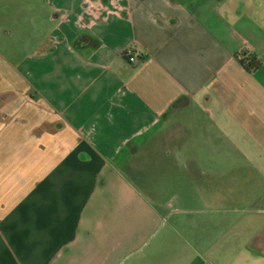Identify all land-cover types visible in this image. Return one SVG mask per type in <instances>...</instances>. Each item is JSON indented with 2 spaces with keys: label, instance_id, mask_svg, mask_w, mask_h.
Instances as JSON below:
<instances>
[{
  "label": "crops",
  "instance_id": "1",
  "mask_svg": "<svg viewBox=\"0 0 264 264\" xmlns=\"http://www.w3.org/2000/svg\"><path fill=\"white\" fill-rule=\"evenodd\" d=\"M0 264H264V0H0Z\"/></svg>",
  "mask_w": 264,
  "mask_h": 264
},
{
  "label": "rangeland",
  "instance_id": "2",
  "mask_svg": "<svg viewBox=\"0 0 264 264\" xmlns=\"http://www.w3.org/2000/svg\"><path fill=\"white\" fill-rule=\"evenodd\" d=\"M12 26V25H11ZM13 27V26H12ZM10 38H9V42H8V46L13 50H15L18 46H19V42L17 40V38H19L17 36V29H14L13 27V31L11 34L8 35ZM23 45L20 43V47H22ZM12 53H17V55H20L21 56V52L20 51H17L15 50L14 52ZM8 54V53H7ZM10 56V55H9ZM170 152H172V149L169 147L167 150H164V156L166 155H170ZM150 166V165H149ZM170 166H173V169H168V164L167 163H164L163 164V172H171L173 171L174 173H177L178 176H174L173 179H170V178H164L162 179V187H160L159 191H162V194L160 196L157 197H152L153 198V202L156 206H160V204H169L170 202L172 204H179V205H183V204H186L187 202V199L185 198L186 196V193H187V189H188V180L186 178V175H187V171H188V165L187 163L185 162H182L178 165H170ZM248 167H252V166H249ZM121 174H124V169L123 168H119L118 169ZM150 171V169H149ZM175 175V174H174ZM159 182V180H155L154 178H151L150 176H148V180H146V184L148 186V188H151V189H156V185L157 183ZM160 184L158 183V187L157 189L159 188ZM177 190L180 194V198L175 201V200H170V193H171V190ZM150 198V196H149ZM161 226V225H160ZM160 226L158 227L159 229Z\"/></svg>",
  "mask_w": 264,
  "mask_h": 264
},
{
  "label": "trees",
  "instance_id": "3",
  "mask_svg": "<svg viewBox=\"0 0 264 264\" xmlns=\"http://www.w3.org/2000/svg\"><path fill=\"white\" fill-rule=\"evenodd\" d=\"M243 63L251 70H257L262 65L261 61L256 60L254 57L243 59Z\"/></svg>",
  "mask_w": 264,
  "mask_h": 264
},
{
  "label": "built area",
  "instance_id": "4",
  "mask_svg": "<svg viewBox=\"0 0 264 264\" xmlns=\"http://www.w3.org/2000/svg\"><path fill=\"white\" fill-rule=\"evenodd\" d=\"M124 56L130 61V62H136L138 60V57L136 56L134 52L133 47H128L124 51Z\"/></svg>",
  "mask_w": 264,
  "mask_h": 264
}]
</instances>
